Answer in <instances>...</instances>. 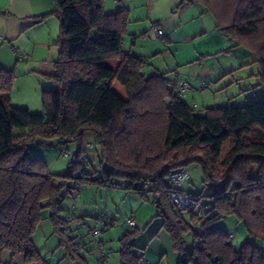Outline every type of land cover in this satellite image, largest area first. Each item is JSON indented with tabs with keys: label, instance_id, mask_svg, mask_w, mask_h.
I'll return each mask as SVG.
<instances>
[{
	"label": "trees",
	"instance_id": "trees-1",
	"mask_svg": "<svg viewBox=\"0 0 264 264\" xmlns=\"http://www.w3.org/2000/svg\"><path fill=\"white\" fill-rule=\"evenodd\" d=\"M52 1L59 22L51 77L55 88L43 92L41 113L9 103L15 72L0 67V263L6 252L11 261L5 264H13L18 256L28 264L42 261L33 236L47 209L65 257L89 264L85 254L93 252V244L96 264H101V249L110 257L111 247L83 233L87 222L76 205L64 216L60 213L74 192L105 187L122 188L143 202L152 198V220H161L159 231L168 235L177 264H264V100L207 108L198 115L181 100L186 91L178 93V81H169L166 73L147 74V59L124 53L127 10L107 14L103 0ZM193 1L232 43L242 45L264 27V0ZM251 52L264 85V50ZM86 133L100 149L95 170L86 162ZM36 140H53L50 146H60L63 159L71 158L64 173L53 174L41 158L30 156L31 148L47 146L36 145ZM227 141L229 149L221 158ZM73 142L78 148L70 155L67 148ZM120 161L123 164L117 165ZM189 165L200 167L210 203L201 204V195L182 188ZM183 169L186 174L174 187L173 178ZM174 195L190 196L195 209L178 210ZM183 212L191 213V226L181 218ZM227 216L246 231L248 239L240 245L231 232L216 226ZM96 220L109 221L106 228L114 225L105 214ZM135 225H128L132 230L120 239V264H152L143 249H134L132 241L139 233ZM194 226L201 228L199 233ZM187 233L192 235L191 246L185 244ZM76 236L85 246L82 251L72 247Z\"/></svg>",
	"mask_w": 264,
	"mask_h": 264
},
{
	"label": "rangeland",
	"instance_id": "rangeland-1",
	"mask_svg": "<svg viewBox=\"0 0 264 264\" xmlns=\"http://www.w3.org/2000/svg\"><path fill=\"white\" fill-rule=\"evenodd\" d=\"M210 24L212 23H207V25ZM153 34L155 35L154 29ZM147 37L153 41L158 40L159 42H162L161 37ZM125 39H129V36L125 37ZM144 39L147 38L144 36ZM241 43L243 44L238 45L233 43V47L229 53L221 54L223 56H219V54L218 57H215L216 59L208 61V65H210L212 73L209 75L210 79L205 82L207 87L202 85V88L206 87L203 90H201L200 87L197 89V86L192 85L195 82L186 81L188 75H186L185 72L179 71L178 75L175 70L172 71L171 69L174 68L168 57L158 56L159 58H157L155 54L149 56L147 58L149 64L144 67V72L147 74L159 72L166 73V79L171 82H174L175 79L178 78L177 80L179 81L175 83L176 90H186L185 95L181 97V100L193 108L194 112L198 115H204L206 107H243L255 101L264 100V85H260L258 76L259 65L255 61L254 55L251 52V50H253L259 55L262 50H264V27L260 28V33L257 36L250 38V40H243ZM13 54V62L16 63V61L19 60H17V56H15L14 51ZM0 67L10 70L12 66H9L8 64L6 65L5 63L1 64L0 62ZM37 69L38 68H36V72L38 71ZM25 73L29 74L28 76L30 77L27 76V78L21 76L17 78L15 87H12L11 92L8 95L9 103L16 107H28V109H30L29 111L32 113H41L42 94L45 90H47L46 87L43 86H46L45 84L48 81L46 80V77L43 79L40 78L38 73H34L35 76L32 75L31 71H25ZM188 79H191V77L188 76ZM220 79L223 81L221 82ZM182 81L187 82L188 85ZM190 85L194 88H191ZM193 98H195V102L197 103L196 108L192 106ZM19 133L20 131H15L16 135ZM249 138H254V135H250ZM83 142L87 147H89L86 153V162H88L95 170L99 163L97 157L100 153L99 146L96 139L90 133H86L84 135ZM229 145V141L224 143L221 158H224L226 155ZM77 148L78 143L73 142L68 144L67 149L70 151L71 155L77 150ZM60 149L61 148L58 145L41 146V148L33 147L30 150V156L32 158H41L44 162H46V165L51 173L62 174L66 171L68 166L67 163L71 158L66 160L63 159ZM56 162L57 165H55ZM119 164L123 163L120 161L117 165ZM187 171L190 174L189 179L182 185V188L201 195V204L210 203L211 199L208 196L209 186L202 182L203 175L200 167L197 165H189L187 167ZM81 190L84 191L86 188H82ZM115 190L122 191V188H115ZM91 194L96 197L95 200L97 206L92 210V212H95H91L92 215L96 216H101L102 214L110 216L113 207L121 199V197L116 198L115 194L111 192L109 193L105 187H94ZM75 199L67 197L64 200L62 212L60 213L61 217L65 215V211H67V209H72V205H76L77 211H79L80 208L78 206V201ZM68 201L71 203H68ZM143 204L144 205L141 208V211L133 217L135 224L138 222L137 227H141L140 229L137 228L139 229V233L132 241V244L135 247L134 249H143L146 257L148 259H153L152 264H177L178 254L172 250L168 235L163 230L159 231L161 220H152V217L155 214L152 198L149 196L147 202H144ZM195 214L199 217L201 215L198 213V210H196ZM49 215L50 212L47 209L42 212L40 225L33 236L34 244L37 251L42 256V261L30 264H75V262L71 261L70 258L65 257L64 250L61 248L59 243V236L53 231ZM191 217L192 215L189 212L181 213V218L189 226L192 225ZM95 222L96 221L88 218L87 226H85L87 228L83 230V233H90L92 229L99 230L100 233L96 236L95 240L111 247L110 257L107 264H120L118 254L121 246L120 239L126 232L132 229L128 227L127 223H125V226L121 224H114L113 226L106 228L104 222L100 220L97 221V223ZM148 223L149 225L147 226ZM216 226L220 227L229 234L231 232L239 245L248 239L242 224L239 223L233 216L224 217L216 224ZM194 229V231L198 233L201 230L199 226H194ZM87 239L88 235H85V240ZM184 240L185 244L191 246V233H187ZM89 248H93L91 250L93 252L85 254V257L87 258L89 264H96L95 246L92 244ZM188 252H190V248L188 249ZM1 260L2 262L0 264L8 263L11 261L10 254L7 252L4 253ZM12 263L28 264L24 262L23 256L16 257Z\"/></svg>",
	"mask_w": 264,
	"mask_h": 264
},
{
	"label": "crops",
	"instance_id": "crops-1",
	"mask_svg": "<svg viewBox=\"0 0 264 264\" xmlns=\"http://www.w3.org/2000/svg\"><path fill=\"white\" fill-rule=\"evenodd\" d=\"M103 1L104 11L107 14H114L119 9L128 11V25L122 39L124 53L144 59L153 54L157 58L168 57L174 68L171 70H175L178 75L179 71L185 72L191 77L188 79L187 76L186 81L195 82L192 85L197 86V89L206 85L205 82L210 79L209 75L212 71L208 61L216 59L219 54L223 56L221 54L229 53L233 47V43L225 39L216 29L212 16L193 0ZM54 12L55 4L52 0H0V62L12 66L10 70L15 72L13 88L17 78L29 75L25 71H31L34 76V73H38L42 79L46 77L48 82L43 86L47 89L45 91L55 88L51 77L53 63L58 56V49L54 44L59 34V22ZM209 22L212 24L207 25ZM154 27L160 29L165 36L161 38L162 42L147 37L156 38L153 34ZM127 36L129 39H125ZM144 36L147 39H144ZM14 49L25 52L26 58L15 60L14 63ZM36 68H38L37 72ZM177 79L175 82L179 81ZM182 82L187 84L185 81ZM195 101L193 98L192 106L196 108ZM24 108L28 109V107ZM207 108L209 107L205 109ZM93 189L94 187H89L84 191L81 190L78 195L74 192L73 196L68 197L76 198L80 208L78 213L84 216L86 222L89 218L97 223L98 216L92 215L95 212H92L93 208L97 206L96 197L91 194ZM107 191L115 194L116 198L121 197L110 216L105 215L112 219L114 224L125 226L127 218L136 216L144 205L136 194L126 192L124 189L121 191L107 188ZM137 224L138 222L135 229H140ZM150 261L153 262V259L150 258Z\"/></svg>",
	"mask_w": 264,
	"mask_h": 264
},
{
	"label": "built area",
	"instance_id": "built-area-1",
	"mask_svg": "<svg viewBox=\"0 0 264 264\" xmlns=\"http://www.w3.org/2000/svg\"><path fill=\"white\" fill-rule=\"evenodd\" d=\"M116 2L118 0H115ZM154 32H155V35L158 36V37H162L163 34L162 32L160 31V29H158L157 27L154 28ZM14 53L16 54L17 56V59L18 60H24L27 56V54L23 51H20L18 49H15L14 50ZM179 94H183L185 91H183V89L181 90H177ZM67 152H63V156L66 157L67 156ZM186 174L185 170H181L180 173L176 174L173 178V185L174 187H178L180 185V179L182 177H184ZM172 200L175 202L176 204V208L178 210H194L195 209V206H196V202H194V200L190 197V196H177V195H174ZM106 225L109 224V221H105L104 222ZM127 224L130 226V227H133L134 226V220H132V218H128L127 219ZM79 227L82 226V224L78 225ZM77 226V227H78ZM67 230L64 231V234H66ZM100 231L99 230H91L90 231V234L92 237H96L97 235H99ZM72 242V246L74 249L78 250V251H82L83 248H85L83 242H82V239L80 237H75L71 240ZM100 258H101V264H107L108 260H109V255L106 253V251L104 249H101L100 251ZM146 264V262H144Z\"/></svg>",
	"mask_w": 264,
	"mask_h": 264
},
{
	"label": "water",
	"instance_id": "water-1",
	"mask_svg": "<svg viewBox=\"0 0 264 264\" xmlns=\"http://www.w3.org/2000/svg\"><path fill=\"white\" fill-rule=\"evenodd\" d=\"M54 141L52 140V142L51 143H53ZM51 143H45L44 144V142L43 141H41V140H36L35 141V144L36 145H47V146H50L51 145ZM58 144V143H57ZM33 144H29L28 146L29 147H31ZM187 248V245H185V249Z\"/></svg>",
	"mask_w": 264,
	"mask_h": 264
}]
</instances>
